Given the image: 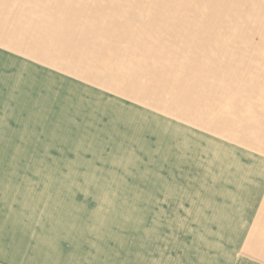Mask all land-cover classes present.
<instances>
[{
	"label": "rangeland",
	"instance_id": "1",
	"mask_svg": "<svg viewBox=\"0 0 264 264\" xmlns=\"http://www.w3.org/2000/svg\"><path fill=\"white\" fill-rule=\"evenodd\" d=\"M0 55V264L264 227L262 0H43V66Z\"/></svg>",
	"mask_w": 264,
	"mask_h": 264
},
{
	"label": "crops",
	"instance_id": "2",
	"mask_svg": "<svg viewBox=\"0 0 264 264\" xmlns=\"http://www.w3.org/2000/svg\"><path fill=\"white\" fill-rule=\"evenodd\" d=\"M4 51L30 66H43V0H0V52ZM249 226L229 230L216 225L215 233L193 235L201 237L199 243H171L167 264H264V227Z\"/></svg>",
	"mask_w": 264,
	"mask_h": 264
}]
</instances>
